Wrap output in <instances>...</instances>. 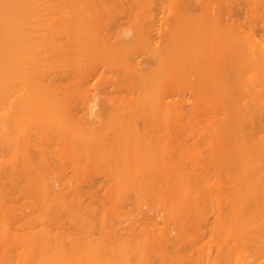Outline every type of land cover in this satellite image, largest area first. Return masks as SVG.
<instances>
[{"label": "rangeland", "instance_id": "1", "mask_svg": "<svg viewBox=\"0 0 264 264\" xmlns=\"http://www.w3.org/2000/svg\"><path fill=\"white\" fill-rule=\"evenodd\" d=\"M142 97L169 125L143 126ZM236 98L253 120L232 123ZM263 171L264 0H0V264H144L161 234L165 264L190 237L264 263L239 243L264 241V201L236 203Z\"/></svg>", "mask_w": 264, "mask_h": 264}, {"label": "bare ground", "instance_id": "2", "mask_svg": "<svg viewBox=\"0 0 264 264\" xmlns=\"http://www.w3.org/2000/svg\"><path fill=\"white\" fill-rule=\"evenodd\" d=\"M201 2V1H200ZM152 25H154V24H152ZM162 25V24H161ZM162 27V26H161ZM159 34H163V32L162 31H160L159 30ZM77 34V33H76ZM75 34V35H76ZM164 37H165V39H168V37H170V34H168V32H165V35H164ZM112 51H114V50H112ZM112 51H110V52H112ZM189 51V50H188ZM187 51V52H188ZM162 52V51H161ZM161 52H159V53H161ZM164 52V51H163ZM191 52V51H190ZM225 52H228L227 50L225 51V50H222L221 52H217V54H214L213 53V51H205L204 53L202 52V63H204V59L205 60H212V58L214 57V56H216L217 58H218V60H219V62H220V59H222L223 57H225V56H223V55H225V54H227V53H225ZM115 53V52H114ZM224 53V54H223ZM188 54H189V52H188ZM223 54V55H222ZM113 55V54H112ZM181 56V57H180ZM179 57H180V61L183 63L184 61L186 62V63H184V64H187V62L189 61V58L188 57H185V56H182V55H180ZM223 56V57H222ZM228 56H229V52H228ZM227 55H226V57H228ZM222 57V58H221ZM181 58H183V60H181ZM226 59V58H225ZM224 58H223V60H225ZM111 60V59H110ZM186 60H188V61H186ZM113 61H114V59H112L111 60V62L113 63ZM110 62V63H111ZM115 62V61H114ZM182 63H180V64H182ZM188 63H190V62H188ZM114 65H115V63H114ZM90 64L89 63H85L83 66H77V70L79 71L80 70V68H83L84 67V71H86V73H87V71H89V73L91 74L92 72H90V70L92 69V71H93V67L92 66H90ZM160 66V71H164V69H165V66H164V64L163 65H159ZM187 66V65H186ZM96 67V66H95ZM183 67V66H182ZM190 67V66H189ZM82 72V71H81ZM143 73H145L144 71H143ZM147 73V72H146ZM80 75H81V73H79ZM161 74H162V72H161ZM85 75H89V74H85ZM207 75H205V77H206ZM110 78V77H109ZM204 78V77H203ZM204 85H206V82L204 83V80H202L201 82H199L197 85H191V90H192V92H193V94L195 95V100H192V99H190L191 100V102H193L194 103V101H195V103L194 104H192V106H191V110L192 109H196L197 107H200L201 106V102H202V104L204 103V101H205V99H207V97L204 95V93H205V88H204ZM207 86V85H206ZM227 93H229L228 91H227ZM226 93V90H224L223 91V94H227ZM229 95V94H228ZM194 97V96H193ZM206 97V98H205ZM227 97H229V96H227L226 95V98ZM143 99H142V101L139 99V103H140V109H142L140 112V114L139 115H142V118H143V121H142V123H143V126L145 127V126H149L150 125V123H151V126H155V125H159V123H161V121H162V123H164V124H166V125H169V119L167 118V113L169 112V106H167V105H165L164 103H163V105H165L164 107H161V111H160V114H159V116H156V112H153V113H155V114H153L152 113V115H154V116H152V115H150V116H152V120H153V117H154V120H153V123L151 122V121H149L147 118H148V116L147 115H144L145 114V110L148 112L149 111V108H145V107H148L147 105H149V104H153V102L154 101H156L155 99L154 100H152L151 98H148L146 101H145V99H146V97H142ZM229 99V98H228ZM150 100H152L151 102H150ZM257 100H258V98H257ZM145 101V102H144ZM147 101H148V103H147ZM199 101H201V102H199ZM144 103L143 104V106L141 105L142 103ZM256 102H259V101H256ZM255 102V98H253L252 100H251V102H248V100L247 101H244V100H242V98H236V103H235V105L234 106H232L231 104H230V101H229V103L227 104L228 105V107H229V109H233V111H234V113L232 114L231 113V115H229L228 117L231 119V121H232V123H239L240 125L242 124V122L244 121V120H246V118L248 117V118H252L251 120H253L254 119V117L256 116V112L258 111V109H260L261 107H262V105L261 106H259V103L257 104ZM162 103V102H161ZM199 103H200V105H199ZM142 106V107H141ZM182 107V105H179V106H177V107ZM185 108V107H184ZM145 109V110H144ZM151 109V108H150ZM157 109V108H156ZM180 109H183V108H180ZM189 109V110H190ZM152 110H154V109H152ZM185 110V109H184ZM144 111V112H143ZM156 111V110H155ZM159 117V118H158ZM222 125V124H221ZM223 125L225 126L226 124L224 123V121H223ZM222 125V126H223ZM224 128V127H223ZM248 131L247 132H245V130H243V128H242V126H240L239 127V137H240V140H243L244 138H245V136H248ZM249 137V136H248ZM258 140V142H263V139H257ZM246 142H247V140H245L244 141V144H246ZM13 144H11V148L13 149H10V150H12L13 152H14V154H16L17 153V145L15 144V140L12 142ZM258 144H261V143H257V145ZM70 145H72V144H70ZM245 149L247 150L248 148H247V145H246V147H245ZM264 176V171L263 172H261V175H257V177H258V179L259 180H257V177H255V179H254V181H253V184L251 183L250 185H249V187H247L248 189H250V190H253L254 191V193H244V192H241L240 194H242L241 196L242 197H239V198H242L241 200L239 199L238 200V198H236V203L237 204H239L240 205V207H241V209L242 210H244L243 208H245V209H247L248 211H251V206L253 205H257V204H261V203H259V202H263L264 201V180H262V182L261 183H259V181L261 180V178ZM240 194H239V196H240ZM244 196V197H243ZM238 201H240V203H238ZM255 201H257V203L255 202ZM254 202V203H253ZM253 203V204H252ZM239 207V208H240ZM252 213V212H251ZM257 214V213H256ZM262 219H263V225L262 226H258L257 228L260 230V231H264V214H263V217H262ZM211 231V230H210ZM212 232V231H211ZM160 239L159 240H157V242L155 243V244H150V248H149V250H147V248L145 247L146 246V244H148V243H144L143 245H144V247H143V245H142V247L144 248V252H143V249H142V253H143V256H140L139 257V261L140 262H142L143 261V259L144 260H147V262L146 261H143L142 263H144V264H153V262L155 263V258H153V255H159L158 256V258L160 259V261L162 260V262H161V264H165V262L168 260V259H166L167 257H165L164 255H162L161 256V253H164V250L163 249H165V246H167V242H168V236L166 235V234H161V236L159 237ZM182 238H180V239H178V240H176L175 241V243L173 244V251L171 252L172 254H174V256L173 257H171L172 259H174L175 260V262L177 263V262H179V261H185V260H187V262L189 263V264H191V263H193V261H194V258L195 257H200V256H208V260H209V264H211V262L214 264H221V260L222 259H226V260H228L229 261V256H246L244 253H243V249L241 250V249H237L233 244H227V245H224V244H218L217 245V255H216V257H215V259L214 260H212L211 258H210V255H211V246L210 245H207L206 243H200V242H197L196 240H195V238H193V237H190L189 238V243H191V244H189V245H193V246H190V249H186L185 251H183L182 249H181V244H182V240H181ZM239 243H240V245L242 244V246H245V245H252V247H253V250L255 251V253H256V255H260L261 254V248L262 247H264V241H262L261 243H257L256 241H245V240H239ZM239 243L237 242L236 243V246L238 247L239 246ZM256 246H255V245ZM149 245V244H148ZM149 247V246H148ZM187 247V246H186ZM146 248V249H145ZM163 250V251H162ZM145 251H147V252H145ZM149 256V257H148ZM168 256H171V254H169ZM253 256H255V255H253ZM147 257V258H146ZM194 257V258H193ZM166 260H165V259ZM141 259H142V261H141ZM151 259H153V260H151ZM157 259V258H156ZM103 260H105V259H103ZM151 262H150V261ZM212 260V261H211ZM264 261V260H263ZM178 264V263H177ZM195 264V263H194ZM243 264H264V263H262V262H257V261H255L254 259H247V260H245L244 262H243Z\"/></svg>", "mask_w": 264, "mask_h": 264}]
</instances>
